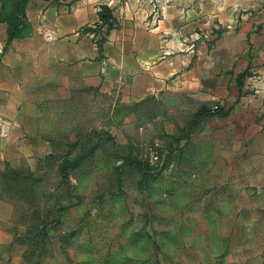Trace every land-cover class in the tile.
<instances>
[{"label":"crops","instance_id":"0c3cea01","mask_svg":"<svg viewBox=\"0 0 264 264\" xmlns=\"http://www.w3.org/2000/svg\"><path fill=\"white\" fill-rule=\"evenodd\" d=\"M13 1L0 0V116L9 128L0 135V174L6 160L17 166L56 150L41 132L45 101L78 89L129 102L183 95L196 114L210 108L199 117L208 122L200 144L184 147L183 156L206 170L209 184L223 186L224 196L215 206L185 212L179 263L264 264V4L240 0L223 10V3H199L191 12L186 3L157 0L158 20L153 0H28L23 25L7 45ZM104 5L111 20L120 19L108 34L98 27ZM218 23L227 30L210 43ZM183 33L200 38L192 47ZM12 216L0 199V221ZM0 264H27L24 246L3 224Z\"/></svg>","mask_w":264,"mask_h":264},{"label":"rangeland","instance_id":"374dc122","mask_svg":"<svg viewBox=\"0 0 264 264\" xmlns=\"http://www.w3.org/2000/svg\"><path fill=\"white\" fill-rule=\"evenodd\" d=\"M169 1L186 3V11L194 12V4L218 2L227 10L240 0ZM153 4L154 18L161 20L157 0ZM112 22L105 34L119 27L120 19ZM225 30L218 23L207 40L212 43ZM197 35L181 37L190 38L193 47ZM39 107L41 132L56 150L23 158L17 166L6 160L0 174V199L13 208L0 225L24 246L26 263L181 264L185 212L215 206L224 196L223 186L209 184L202 175L206 170L193 168L183 156L184 147L200 144L208 123L193 119L192 100L166 93L129 102L118 94L78 89ZM7 126L0 116V135L6 136ZM187 133L188 141H179ZM80 156L63 177L65 159ZM128 159L155 170L144 176Z\"/></svg>","mask_w":264,"mask_h":264},{"label":"trees","instance_id":"16d2710c","mask_svg":"<svg viewBox=\"0 0 264 264\" xmlns=\"http://www.w3.org/2000/svg\"><path fill=\"white\" fill-rule=\"evenodd\" d=\"M28 0H14L13 1V5H14V13L13 15L10 17L9 19V39L7 42V45L17 36L20 27L23 25L24 22V18H25V5L27 4ZM100 17H101V23L98 24V27H107L112 26L113 22H112V18H113V14H112V10L109 6L104 5L101 9V13H100ZM112 29V28H111ZM111 29H109L108 33L111 31ZM107 33V34H108ZM106 37L104 36L102 38V41H105ZM246 75V73H241L238 76V80L239 82L242 81V79L244 78V76ZM217 108L215 109H211V111H216ZM205 112H210V108L206 107V106H202L201 109L197 112L196 117H202V115H204ZM219 114H224L225 112L222 110L218 111ZM83 159V156L78 157L75 161H71L69 159H65V161L62 164V174L63 177L68 178V167L71 165H76L78 164V162L80 160ZM127 162L133 163L134 165H136L144 174V176H146L147 174H149L151 171H154L155 169L152 168L149 164H144L143 162H136L134 159H128Z\"/></svg>","mask_w":264,"mask_h":264}]
</instances>
